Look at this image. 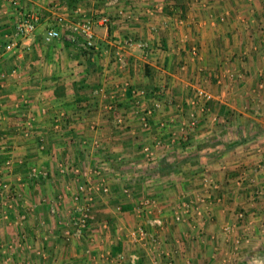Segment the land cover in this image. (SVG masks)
<instances>
[{"label":"crops","instance_id":"crops-1","mask_svg":"<svg viewBox=\"0 0 264 264\" xmlns=\"http://www.w3.org/2000/svg\"><path fill=\"white\" fill-rule=\"evenodd\" d=\"M69 1L60 0L65 7L58 12L71 20L96 22L104 15L111 18L108 29L94 24L95 49L81 50L67 41L65 32L60 39L45 42V32L55 20L50 0H20L19 10L7 2L0 6V74L4 75L0 83V180L20 193L17 199H9L3 198L7 193L3 192L0 199L4 208L6 204L11 206L6 210L9 221L0 222V264L107 263L108 251L117 255L127 244L109 242L128 229L116 221V206L132 197H121V186L138 176L118 168L146 166L173 152H194L198 143L220 136L225 120L230 123L251 116L264 119V90L257 89L264 77V0H119L111 7H107V0H79L73 7ZM157 2L165 3L164 11L149 15L147 10ZM78 8L81 12L76 14ZM120 9L131 19L118 18L116 11ZM23 12L38 15L36 29L18 40V48L6 52V36ZM127 39L146 43L147 47L125 46ZM192 50H196L195 56ZM117 52L124 65L117 61ZM13 69L16 74L10 75ZM196 88L213 96L205 114L190 105ZM97 90L102 93L96 95ZM110 103L113 110L107 109ZM142 115L147 117V127L142 126ZM191 115L196 127L186 140L167 151L156 149V157L146 158L144 145H152L154 137L167 141L169 133L181 122L187 123ZM30 118L32 131L24 128ZM245 124H232V129L239 126V135H246ZM26 132L31 134L26 136ZM223 133L226 140L234 136L232 130ZM95 141L97 147L93 146ZM40 143L45 146L42 151ZM263 150L264 134L215 157L202 156L196 165H184L183 174L143 182V189L151 192L147 195L157 199L154 215L164 219L165 227L150 252L135 245L143 252L137 264H166L167 255L174 264H264ZM60 162L82 171L106 170L102 177L111 187L107 197L110 206L99 198L93 210L97 219L108 212L114 218H110L112 228H92L93 242H88L94 256L86 253L88 248L82 249L86 242L66 243L61 236L73 206L67 188H73L77 178L59 175ZM29 167L48 171L49 178L28 181ZM19 178L24 184L20 185ZM205 180L217 189H207ZM54 182L60 185L52 188ZM258 191L262 195L255 193ZM61 193L65 197L52 217L48 208ZM208 193L211 203L199 207L201 216L175 222L172 203L176 198L195 200ZM126 208L123 214L131 217L128 212L135 208L130 203ZM24 213L28 219L16 225V219ZM240 214L242 219H238ZM22 225L29 231V238L8 260L3 246L21 242L17 236H23ZM228 225H234L235 237L242 239V246L234 247L235 238L223 233ZM118 245L121 251H115ZM38 247L43 248L45 259L34 253Z\"/></svg>","mask_w":264,"mask_h":264},{"label":"built area","instance_id":"built-area-1","mask_svg":"<svg viewBox=\"0 0 264 264\" xmlns=\"http://www.w3.org/2000/svg\"><path fill=\"white\" fill-rule=\"evenodd\" d=\"M51 6L53 10V14L55 17L54 25L46 30L44 40L46 43H50L54 40H58L61 38L62 32L66 33V39L70 43L77 45L81 50L88 51L95 49V34H94V24L98 23L99 25L109 28L111 23V18L108 15L100 16L97 21L93 22L92 20H71L67 18L63 13H59L58 10L64 9V5L60 0H50ZM251 1V0H249ZM3 2H7L10 4L13 9L19 10L21 8L20 0H0V6H2ZM119 0H107V7L115 6ZM252 2V1H251ZM165 9L164 2H157L153 8H149L147 13L149 15L154 14V12H161ZM64 11V10H63ZM81 10L78 8L76 10V14H79ZM20 14V13H19ZM116 15L121 19H131V15L127 14L124 10L120 9L116 11ZM224 20V18H221ZM39 21L38 15L32 12H23L21 13L17 19L15 20L13 30L6 36L7 42L4 46L6 52L12 51L13 49L18 48V40L25 39L29 37L36 29L37 22ZM262 39H264V34H262ZM120 45V44H118ZM125 46L132 47L135 46L137 48L143 49L147 47L146 43H136L132 39H127L124 42ZM192 54L196 55V50H192ZM118 62L121 65H124V61L122 60L121 53L117 52ZM16 74V70L13 69L10 75ZM232 76V75H231ZM4 80V75L0 74V83ZM257 89L259 91L264 90V77L261 79V82L258 84ZM100 90L95 91L96 95L101 94ZM213 100V96L210 92L203 88H196L194 97L190 101V105H192L196 111L200 114H205L208 110L207 104ZM18 105V104H17ZM16 105V108L18 107ZM156 106V105H155ZM114 104H109L107 106L108 110H113ZM146 113H150L147 111ZM140 121L143 127H147V117L145 115L140 116ZM213 123L217 122V118L213 117ZM165 127V126H164ZM196 127V119L194 115H191L188 119V122H181L177 127V130H173L169 133L170 138L167 141H163L160 138H153L152 145H144L142 147V153L147 158L156 157V149L162 148L165 151L169 150L173 145L177 144L179 141L186 140L188 138V134L193 131ZM24 128L31 130L33 128V118L28 119L24 123ZM91 128L95 129V126ZM163 128V126H162ZM32 131V130H31ZM31 132H26L25 135L29 136ZM86 144V143H85ZM98 142H93V146L97 147ZM39 150H44L45 146L40 143ZM263 159H264V150H263ZM6 166L10 167V162L5 163ZM106 170L103 168H95L94 170H80L78 168H70L60 162L57 166V172L61 176H67L71 174L77 178L76 182L73 185V188L70 186L67 188L68 192H70L71 201L73 203L72 211H70V216L68 220L64 223V227H62V238L66 243H70L72 241H81V240H89V242H93V237L91 236L92 228L98 225L97 217L94 213L93 206L96 203L97 199H101L103 197L110 196V185L107 180L102 177V172ZM1 173V172H0ZM1 176V174H0ZM49 178V172L46 170H41L37 167H29L26 173V179L28 181L39 182L41 180H47ZM243 178V176H242ZM242 178H239L238 183L241 182ZM20 185L24 184L21 178L17 180ZM208 182V183H207ZM205 184L207 189H217L216 186L212 185L208 180H205ZM3 192H7L3 197H7L9 199H17L20 196L19 191L12 190L11 187H8L6 183L0 180V199H2ZM257 195H262L261 191L255 192ZM132 195V189L123 184L121 186V196L130 198ZM205 197L197 196L195 200H183L180 205L173 207V215L175 222L185 221V219L189 217H199L201 216V206L206 207L209 205L211 195L208 193ZM63 197H65L64 193L57 194L55 196V204H51L48 208L49 215L54 217L57 215L58 208L60 202ZM3 201V200H2ZM57 202V203H56ZM59 203V204H58ZM31 204V209L33 210L35 206ZM36 205V204H35ZM2 204L0 200V222L8 220V215L6 210L10 209V204ZM9 207V208H8ZM200 207V208H199ZM157 209V202L155 199L151 197H143L135 208V212L137 216L144 218V223L130 230H126L122 232L115 240L110 239V245L116 244L119 241L129 242L132 245H137L140 247H145V245L151 242L153 247L158 244L157 234L161 232L165 227V221L160 216L154 215V210ZM122 207L120 205L116 206L115 212L121 213ZM28 214H23L16 219L15 224L20 225ZM243 214L238 216V219H242ZM103 230L107 229V222L102 221L100 224ZM123 233V234H122ZM223 233L226 236H233L235 234L234 225L223 227ZM115 242V243H114ZM235 244H239V239H235ZM20 245V243L11 244L5 250L7 259L10 260L13 256L15 249ZM109 252V251H108ZM107 252V259L111 264H122L124 260V256L122 254H117L116 257L110 255V252ZM34 253L38 258L45 259L46 254L42 247L36 248ZM87 254H90V249L86 250ZM166 264H174L172 258L167 255ZM140 260V256L133 252L128 255L127 263L128 264H137ZM158 264V262H153Z\"/></svg>","mask_w":264,"mask_h":264},{"label":"trees","instance_id":"trees-1","mask_svg":"<svg viewBox=\"0 0 264 264\" xmlns=\"http://www.w3.org/2000/svg\"><path fill=\"white\" fill-rule=\"evenodd\" d=\"M79 0H70L68 4L70 6H75V3ZM247 129L246 135H239V132L242 131L240 127L232 129L234 131V136L230 140L224 138V134L219 136V134L207 138L203 144L198 145L196 151L184 154L183 156L170 153L163 155L159 160L150 161L146 166H135L133 170L138 174L134 178V184L143 183L147 180L154 179L156 177L163 178L171 175L172 173L178 172L186 164H195L198 163L202 156L205 157H215L221 153H226L234 148L241 147L247 144L250 141H253L258 138V136L264 134V125L255 123L254 121H248L245 124ZM254 131V132H253ZM222 149H224L222 151ZM206 150L208 152L201 154V151ZM121 245H118L115 251H121ZM120 253V252H118Z\"/></svg>","mask_w":264,"mask_h":264},{"label":"rangeland","instance_id":"rangeland-1","mask_svg":"<svg viewBox=\"0 0 264 264\" xmlns=\"http://www.w3.org/2000/svg\"><path fill=\"white\" fill-rule=\"evenodd\" d=\"M220 3H225L227 0H218ZM251 1H253V0H251ZM251 1H249V0H247V2H251ZM221 18H224V17H221ZM264 40V39H263ZM251 116V115H250ZM230 120V119H229ZM254 121L255 123H260V124H262V125H264V119H262V117L260 116H258V117H241L240 119H237V120H235V122L232 120V122H230V123H227V121L225 120V127H222L221 128V133L220 134H224L223 132L224 131H229V130H232V124H233V126H235V124L237 123V125L239 124H242L243 125V123H245V122H247V121ZM225 138V137H224ZM255 142V141H254ZM252 143V142H251ZM199 145H201V144H203V143H198ZM173 153H176V152H173ZM176 154H179V153H176ZM179 155H181V156H183L184 154H182V153H180ZM147 158V157H146ZM124 165V164H123ZM196 165V164H195ZM126 166V165H125ZM117 167V166H116ZM118 168V167H117ZM118 170L119 171H124V172H133L134 170H133V167L132 168H130V167H123L122 169L121 168H118ZM135 172V171H134ZM184 172H186V170L184 171V168L182 167V168H180L179 169V171L178 172H175V173H172V175H177V174H183ZM157 179H160V178H158V177H156ZM204 178V177H203ZM202 178V179H203ZM155 179V178H154ZM55 181V180H54ZM50 184V183H49ZM52 184V183H51ZM125 184L126 185H128L132 190H133V193H132V197H131V199H128L129 201H122L121 202V204H120V206H122V211H121V213H115L116 215H117V220L116 221H121L123 224H125L126 226H127V228L128 229H126V230H130V229H132V228H135V227H137V226H139V225H142L143 223H144V218L143 217H138L137 216V214H136V212L135 211H132V212H128V213H130V214H132V216L131 217H129V215L128 214H123V208H126V204H131V206H132V208H136V206H137V204L139 203V201L143 198V197H151V195H149L151 192L149 191V190H147V189H145V187H144V189H143V187L141 186L143 183H137V184H134L133 182H131V180L130 181H125ZM60 185V184H59ZM58 185V183H56V182H54V184H52L51 186H52V188H56V187H58L59 186ZM13 191L14 190H18L17 188H15V189H12ZM147 191L149 192V194L147 195ZM122 197V196H121ZM102 199H104V201H105V203L107 204V206L109 205L110 206V198H106V197H103ZM180 199V200H179ZM176 198V200H175V202H173L172 203V205H174L173 207H175V206H177L178 204L180 205V203L183 201L182 199H181V196H180V198ZM118 200H120V199H118ZM117 200V201H118ZM122 200V199H121ZM156 201H157V199H155ZM179 202H178V201ZM185 201H186V199H185ZM32 204V203H31ZM9 208V207H8ZM127 209V208H126ZM125 210V209H124ZM125 211H127V210H125ZM155 211V210H154ZM26 212V211H25ZM154 213V212H153ZM25 214V213H24ZM21 215V214H20ZM96 215V214H95ZM111 216H112V218H114V215H112V213H104L103 214V216L102 217H98V225H97V227L98 228H96V229H99V228H101V226L99 225L102 221H106V222H109V223H107V225H109L111 228H112V225H113V222H112V220L113 219H110L111 218ZM96 217H97V215H96ZM191 218H194V217H191ZM28 219V217H26V220ZM196 221H197V219H195ZM8 221H9V218H8ZM66 222V221H65ZM110 222H112V224L110 223ZM12 224V223H11ZM26 224V223H25ZM24 224V225H25ZM15 226V225H14ZM125 226V227H126ZM132 226V227H131ZM16 229L17 228H19V227H15ZM20 229L22 230H20L21 232V235H25V238L22 236V238L21 237H19V236H17V240H19V239H21L20 241L21 242H19L20 243V245L22 244H24L25 243V240L24 239H27V238H29V235H28V232L29 231H27L26 230V228H25V226H20ZM101 230H103L102 228H101ZM264 231V230H263ZM92 232V231H91ZM123 232V231H122ZM19 233V234H20ZM123 234V233H122ZM235 234H236V232H235ZM235 234L233 235V237L235 238V239H239V238H236L235 237ZM100 235L102 236V237H104V234H103V232H101L100 233ZM15 239H16V236H15ZM96 240H97V238H96ZM242 240V239H241ZM241 240L239 239V244L238 245H236L235 244V241H234V247H236V246H242V243H241ZM89 240H87V239H85V240H81L80 242H81V244L83 243V242H86V243H84L85 245H87V247L85 246L84 247V244H80L81 246H82V249L84 248H88V249H91V251L90 252H92V254L90 253L89 255L91 256V255H95L94 254V252H93V248H91L92 247V245H91V243L89 244V242H88ZM109 241H110V239H109ZM8 242H10V241H8ZM12 242H15V241H12ZM65 242V241H64ZM125 243H127L125 246H124V248H123V252H120V254H122L124 257V260H123V263L122 264H128L127 263V257H128V255H130V254H132L133 252H135V253H137L139 256H140V259L142 258L141 257V254H143V252H141V251H139L138 250V248H137V246H135V245H132V244H130L129 242H124V244ZM9 245H11V243H7L6 244V246H3V250H5ZM89 245V246H88ZM153 244L151 243V242H149L148 241V243L145 245V247H141V248H139V249H141V250H147V252L149 251H151V250H153V246H152ZM238 247V248H239ZM20 248V247H19ZM19 248H17V249H15V251H14V253H13V256H15V254H17L18 252H19ZM27 248V247H26ZM23 249H25V248H23ZM22 250V249H21ZM24 251V252H23ZM22 251V255H24L23 257H26L27 255H26V252H25V250H23ZM29 252H30V250H29ZM119 254V253H118ZM113 257H115L116 256V254H113L112 255ZM48 257V256H47ZM154 262V261H153ZM6 264H11L10 263V261H8ZM15 264H17V263H15ZM23 264H26V261H24V263ZM68 264H70V263H68ZM71 264H74V263H71ZM104 264H108V262L107 263H104ZM251 264H254V263H251Z\"/></svg>","mask_w":264,"mask_h":264}]
</instances>
